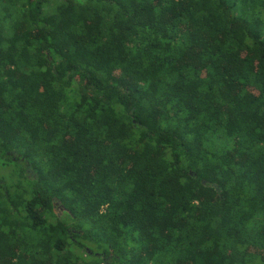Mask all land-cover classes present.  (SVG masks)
<instances>
[{"label":"trees","instance_id":"1","mask_svg":"<svg viewBox=\"0 0 264 264\" xmlns=\"http://www.w3.org/2000/svg\"><path fill=\"white\" fill-rule=\"evenodd\" d=\"M0 264H264V0H0Z\"/></svg>","mask_w":264,"mask_h":264}]
</instances>
